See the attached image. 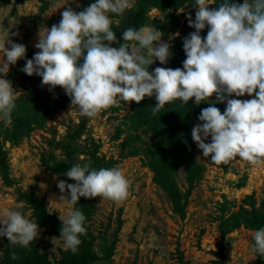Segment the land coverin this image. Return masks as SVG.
Returning <instances> with one entry per match:
<instances>
[{"label": "rangeland", "instance_id": "1", "mask_svg": "<svg viewBox=\"0 0 264 264\" xmlns=\"http://www.w3.org/2000/svg\"><path fill=\"white\" fill-rule=\"evenodd\" d=\"M145 1L132 0L123 14L108 13L118 41L113 47L124 43L117 29L122 31ZM151 1L156 4L145 8L141 26L159 29L161 39L172 46V56L164 65L154 60L149 71L157 66L182 68L183 38L195 31L187 21L188 14L195 19V0H180L175 8L167 0ZM92 2L0 0V33L9 32L12 40L23 43L25 55L34 53L40 28L58 23L67 7L81 11ZM209 2V8H217L221 0ZM207 31L206 26L201 36ZM25 62L10 65L5 77L17 98L11 123L0 119V219L6 218L5 209H15L42 231L27 248L0 237V264H23L31 253L61 264L71 253L58 238L61 227L39 222L25 198L35 194L48 212L66 215L69 205L60 201L64 194L57 187L65 179L45 167L65 162L69 154L74 164L91 167L97 160L99 167H118L130 182L122 201L88 198L86 214L79 201L73 206L86 217L87 232L76 253H88L85 260L93 258L89 264H264V257L251 250L254 231L264 227V165L239 157L216 164L202 156L191 138L192 127L201 123V109L215 101V94L199 105L194 98L185 105L175 100L155 115V97L146 96L139 103L121 101L89 118L71 106L60 86L49 91L41 77L21 71ZM214 106L223 112L226 101Z\"/></svg>", "mask_w": 264, "mask_h": 264}, {"label": "clouds", "instance_id": "2", "mask_svg": "<svg viewBox=\"0 0 264 264\" xmlns=\"http://www.w3.org/2000/svg\"><path fill=\"white\" fill-rule=\"evenodd\" d=\"M210 4L195 0V19L187 16L195 31L183 38L186 58L182 68L175 69L157 66L149 71L154 60L164 65L172 56L171 44L161 39L156 27H128L121 33L124 43L112 46L118 41L108 13L123 14L132 7V0H93L81 11L67 7L58 23L40 28L34 45L39 51L31 59L26 58L23 43L12 40L9 32L0 33V119L11 123L17 97L5 77L10 65L25 59L21 71L41 77L49 91L60 86L71 106L89 118L121 101L139 103L146 96L155 97V115L175 100L185 105L194 98L199 105L215 94V101L198 115L201 123L191 129L202 156L216 164L227 165L239 157L255 166L264 165V0H221L217 8H209ZM233 94L252 98H230ZM217 101H226L223 112L214 106ZM64 175L75 183H57L64 194L60 201L69 205L66 215H58L62 222L58 238L65 250L76 253L80 237L87 232L84 213L73 207L76 202L96 196L122 201L129 194L130 182L118 167L97 170L76 163ZM4 216L0 237L12 244L27 248L42 231L18 210L5 209ZM253 241L251 250L264 257V227L254 231ZM11 256L16 259L14 252Z\"/></svg>", "mask_w": 264, "mask_h": 264}, {"label": "trees", "instance_id": "3", "mask_svg": "<svg viewBox=\"0 0 264 264\" xmlns=\"http://www.w3.org/2000/svg\"><path fill=\"white\" fill-rule=\"evenodd\" d=\"M179 2L180 0H176V2L167 0L168 6L173 7V8H175L177 3ZM235 2L240 3V0H235ZM150 4H156V2H153L151 0H146L145 2L141 3V6H140L141 10L136 12L135 17L133 16V19H131V21L126 24L123 30H125L128 27L139 28L145 21L144 15H143L144 10ZM134 18H136L137 20L135 21ZM123 30L119 31L117 29V32L118 33L123 32ZM36 52L34 51V53ZM34 53L33 52L28 53V55H26V58L30 56L33 57ZM92 152L94 153V151ZM69 155L70 156L65 162H59V163L55 162V163H52V165H47L45 168L49 170L50 172L54 173L55 175L65 179L66 181L75 183L74 180L64 175V172L74 164V160H75L74 157L72 156V154H69ZM109 167L110 165L104 166V168H109ZM90 168H95L98 170L101 167L98 166V161L96 160L92 163ZM25 198L30 202L31 206L33 207L35 215L39 222L50 223L58 227L62 226V222L58 219V217L55 214H52V213L49 214L50 212H48L46 206L43 204V202L38 196L31 193V194H25ZM79 202H80V206L83 208V212L86 214V211L88 210V205L90 203L89 199L80 197ZM85 257H89L88 253L82 256V255H79L78 253L71 252L61 262V264H89V262L93 260V258H89L85 260ZM23 264H50V263L49 261H47V259L44 256L38 253H31L30 255L25 257Z\"/></svg>", "mask_w": 264, "mask_h": 264}]
</instances>
